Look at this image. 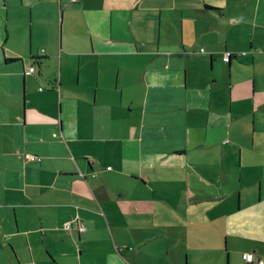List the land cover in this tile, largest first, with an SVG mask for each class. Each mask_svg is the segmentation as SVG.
I'll use <instances>...</instances> for the list:
<instances>
[{"label": "crops", "instance_id": "1", "mask_svg": "<svg viewBox=\"0 0 264 264\" xmlns=\"http://www.w3.org/2000/svg\"><path fill=\"white\" fill-rule=\"evenodd\" d=\"M256 112L264 0H0V264L264 260Z\"/></svg>", "mask_w": 264, "mask_h": 264}, {"label": "built area", "instance_id": "2", "mask_svg": "<svg viewBox=\"0 0 264 264\" xmlns=\"http://www.w3.org/2000/svg\"><path fill=\"white\" fill-rule=\"evenodd\" d=\"M229 59H230V54H227V56L224 58V61H229ZM34 72H35V68H30L27 71V75H32ZM24 159H25V162L41 161L40 158H37L36 156H33L31 154H26L24 156ZM65 229L67 231L74 230L79 233H83L86 230L84 224L81 222L79 217L73 219L70 222H67L65 224ZM242 259L245 264H264V260L256 258L253 253H244L242 255Z\"/></svg>", "mask_w": 264, "mask_h": 264}, {"label": "rangeland", "instance_id": "3", "mask_svg": "<svg viewBox=\"0 0 264 264\" xmlns=\"http://www.w3.org/2000/svg\"><path fill=\"white\" fill-rule=\"evenodd\" d=\"M211 8H215V7H211ZM53 8L50 6V3H45L44 5H40L37 7L36 11H35V17H34V21L37 20L36 18V14H41L42 16L40 18L42 19H46L49 17L50 13H51V10ZM26 15H30L31 16V13L28 11ZM45 25V24H44ZM46 26V25H45ZM45 26L44 27H41L40 29H34L36 31H38V33H36L37 35L39 33H48V30L45 29ZM61 24L59 23V29H58V38H59V43H60V36L62 34V29H61ZM227 53H230V54H233V55H240L242 53H231V49H229V51ZM248 79H250V77H248ZM257 113V116H256V132L259 134L261 133L262 135L264 134V113H260V112H256ZM250 124V123H249ZM252 126V125H250ZM260 135V134H259ZM228 260V259H227Z\"/></svg>", "mask_w": 264, "mask_h": 264}, {"label": "trees", "instance_id": "4", "mask_svg": "<svg viewBox=\"0 0 264 264\" xmlns=\"http://www.w3.org/2000/svg\"><path fill=\"white\" fill-rule=\"evenodd\" d=\"M202 51H203V50H202ZM227 54H230V53H226V54H225V57L227 56ZM242 54L245 55V53H242ZM242 54H241V55H242ZM238 56H240V55H238V54H237V55L230 54V59H229V61H225V62H226V63H230L232 59H235V58H237ZM225 57H224V58H225ZM77 217H79V216H76L75 218H77ZM75 218H73V219H75ZM73 219H71L70 221H72ZM70 221H68V222H70ZM66 223H67V222H66Z\"/></svg>", "mask_w": 264, "mask_h": 264}, {"label": "bare ground", "instance_id": "5", "mask_svg": "<svg viewBox=\"0 0 264 264\" xmlns=\"http://www.w3.org/2000/svg\"><path fill=\"white\" fill-rule=\"evenodd\" d=\"M75 1V0H74ZM32 68H35V67H32ZM35 70H36V68H35ZM26 74H27V72H26ZM34 74V73H33ZM34 156V155H33ZM38 158V157H37ZM66 224V223H65ZM65 224H64V226H63V228L65 229ZM66 230V229H65ZM73 231V230H72Z\"/></svg>", "mask_w": 264, "mask_h": 264}]
</instances>
